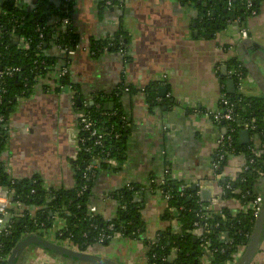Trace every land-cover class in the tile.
I'll return each instance as SVG.
<instances>
[{
    "label": "crops",
    "instance_id": "0c3cea01",
    "mask_svg": "<svg viewBox=\"0 0 264 264\" xmlns=\"http://www.w3.org/2000/svg\"><path fill=\"white\" fill-rule=\"evenodd\" d=\"M104 1L75 0L70 18L79 36V49L70 55L52 46L51 55L55 70L67 68L82 105L93 103L99 92L109 95L122 85L138 91L156 84V94L158 88L166 89L165 98L158 97L165 104L152 109L141 92L122 94L119 106L129 117L125 161L115 172L109 168L99 170L93 188V202L103 219L115 215L117 203L110 198L111 193L127 184L145 189L137 198L145 225L142 237L152 239L170 225L175 228L176 223L162 221L168 204L159 193L161 188H151V181L162 186L160 182L166 183L165 178L170 177L187 184L210 174L216 142L225 129L204 114L220 110L221 94L227 93L225 83L231 80L223 68L229 69L233 60L239 62L251 78L241 94L264 99V0L255 15L237 24L226 22L212 32L202 22L201 10L179 0H108L110 5L103 7ZM59 2L50 0L49 4L54 8ZM17 3L26 13L38 5L36 0ZM213 15L224 19V12ZM56 21L49 20L51 24ZM119 28L126 32L125 53L107 51L93 58L88 51L90 41L105 39ZM242 28L248 34L245 50L240 45ZM256 70L260 85L250 73ZM40 84L28 97L18 100L9 115L3 160L13 179L36 175L45 188L70 189L74 185L72 165L77 152L79 111L72 105L70 89L59 90L52 80H41ZM227 94L240 95L236 89L234 94ZM117 107L114 105L113 110ZM243 165L242 156L230 157L225 175L238 174ZM256 193L264 197V178L256 185ZM52 231L43 238L53 241ZM143 242L121 238L92 253L108 255L123 264H143ZM261 246L259 252L263 251ZM25 254L26 264L44 256L33 248ZM254 264H263V259Z\"/></svg>",
    "mask_w": 264,
    "mask_h": 264
},
{
    "label": "trees",
    "instance_id": "16d2710c",
    "mask_svg": "<svg viewBox=\"0 0 264 264\" xmlns=\"http://www.w3.org/2000/svg\"><path fill=\"white\" fill-rule=\"evenodd\" d=\"M49 1L36 0L38 4L36 9L29 13H26L20 5L18 6L22 9L15 7L14 0L0 2V70L6 67L20 68V74L11 78L0 79V89L2 90V93L0 92V118L2 119L0 121V185L9 191L12 202H23L29 211L35 209L33 215H28V209L25 210L26 214L24 217L14 220L10 234L0 238V258H7L12 249L25 237L36 235L39 238H43L46 236L49 231L53 230L56 216L64 222L63 235L60 238L57 235L56 239L67 241L83 252L97 245L96 238L98 234L107 228L106 221L99 213L92 217L86 211V204L93 201V188L96 179V177L94 179L84 177V167L92 162V158L88 155L82 152L76 154V159L72 165L74 185L70 189L65 187L45 188L40 178L36 175L31 178L13 179L7 172L6 164L3 160L8 141L7 124L9 115L14 111L18 100L28 97L40 84L35 79L36 76H40L42 80L49 82L52 80L51 74L56 71L55 58L51 55L52 46L65 50L71 49L79 43V36L75 33L72 25L63 27L58 22V20L66 16L71 17L75 0L68 4L67 11L64 10L60 3L58 7L53 8ZM179 1L183 5L194 6L201 10L202 22L209 27L211 32L216 27L220 29L221 26L226 24L228 19H244L246 16H250V11L246 9L244 0ZM261 1L251 0V11L257 13L258 5ZM228 2H231V9L227 7ZM197 3H201L202 6L197 5ZM203 5L205 6L203 7ZM203 10H205L204 13ZM223 11H225L223 21L220 20V17L213 15ZM51 18L57 20L55 24L49 22ZM38 27L44 29V41L42 44H40L41 41L36 31ZM20 38L24 39L26 45L18 43ZM39 44L43 47L47 45L46 48L44 47V51L37 50ZM121 49H127V41L126 32L120 28L116 29L112 35L105 39L90 41V50L94 53L93 58L107 51L116 52ZM41 61L44 62L43 65H39ZM238 63L233 60L228 64V68ZM221 80L224 81L223 78ZM43 86L46 87L45 85ZM60 86L69 87L73 92V107L79 112H89L97 123L98 131L106 134L103 148L110 152V158L117 162L118 167L123 164L126 156L127 126L121 121V117L125 114L121 111V106H119L124 88L128 89V94L130 95L141 92L146 105L150 109L161 106L166 102L158 99L156 94L158 86L156 84L149 85L138 91L133 87H124L122 85L113 90L111 98L108 97V94L99 92L92 99L94 105L90 106L87 101L86 107H77L76 101L81 99V97L78 87L70 79L69 74L61 79ZM229 99L234 105L235 120L232 126L238 130L239 124L253 119L256 125L253 133L259 135L260 140L264 143V99L246 97L242 94L230 95ZM110 100L118 107L117 110H114L116 112L115 116L106 118L101 115V112L103 105ZM95 104H99L101 108H95ZM115 134L118 135L117 139L114 137ZM236 137L237 135L235 134V150L244 154L248 159L247 147L240 145ZM93 155L99 156L97 149L94 150ZM230 157L229 155L225 156L218 169L219 173L224 171V167ZM118 167L111 168L102 161L99 170L109 168L111 169L110 171L115 172ZM258 173H262V176L259 177ZM262 178H264V151L259 159L249 165L247 171L237 175L236 180L230 185L232 193L228 192L227 197H223V200L240 199L246 202L247 200L242 198L245 193H248L250 199L254 198L258 195L256 193V185ZM165 180L166 183L162 186L157 185L158 183L155 182L151 185V188L157 189L158 186L171 197L168 206L176 208L178 211L177 215L173 216L168 211H165L162 215V221L168 224L175 221L176 227L172 228V225H170L157 233L156 241L147 250L148 258L152 254H156L157 259L154 261L156 264H200L202 249L199 242L188 233L196 222H199L201 226L204 224L208 225L207 230L210 232L208 240L211 246L209 264H225L239 248L246 246L249 240L246 235L250 236L255 228V220L250 215L237 214L233 216L228 208L224 206L221 209L222 215H214L212 212L204 210L206 203L201 206L197 203L198 199L195 197V193L191 191V188L186 191V195H190V198H187L181 196L178 190L179 185L182 184L181 181L170 180V177H166ZM229 180L228 178H225L224 181L221 180L220 185L224 186ZM83 187H86V189L80 197H77V193ZM137 191L134 186L132 191L122 188L109 195L120 199L111 222L114 225V231L120 232L124 238L144 241L145 245L147 239L142 237L145 225L141 214V204L136 198ZM121 204L125 205L124 210L121 209V206L119 207ZM179 208H182V210L179 211ZM197 215H203V218H199ZM216 225L218 226L216 227ZM173 249H176L175 253H173ZM25 255L27 257V254ZM49 257L51 260H57L51 255ZM163 258L165 261L162 260ZM25 261L21 260L17 264H26ZM152 263L153 261H147L145 264ZM0 264H6V262L1 261Z\"/></svg>",
    "mask_w": 264,
    "mask_h": 264
},
{
    "label": "built area",
    "instance_id": "2783aa9c",
    "mask_svg": "<svg viewBox=\"0 0 264 264\" xmlns=\"http://www.w3.org/2000/svg\"><path fill=\"white\" fill-rule=\"evenodd\" d=\"M5 0H0V2H3ZM60 4H62V7L64 8L65 11H67L68 4H71L74 0H60ZM202 1V0H200ZM245 2V7L247 10L250 11V16L255 15L254 11H251L252 8V3L251 0H244ZM59 4V5H60ZM110 5V2L104 1L103 7H107ZM14 6L19 7L17 0H14ZM228 9L232 8L231 2H228L227 4ZM22 9V8H21ZM243 19L240 18H235V19H228L227 23H241ZM58 22L63 26L67 27L71 25V18L70 17H64ZM37 33H38V38L41 41L40 44L43 43L44 41V29L42 27L37 28ZM240 34V41L247 39L248 34L246 29L242 28L239 31ZM12 37V35H11ZM18 43L20 45L24 44L26 45V42L24 41L23 38H20L18 40ZM28 44V41H27ZM37 46V50H42L44 51V47L41 45ZM79 49V44L75 45L71 49H65V52L67 54L73 55L74 52ZM89 54L93 57L94 53L91 52L89 49ZM119 53L124 54L125 50L121 49L119 50ZM44 62L41 61L39 62V65H43ZM228 78H230L233 81L234 88L241 94L243 87L247 81H251V78L246 74L245 69L243 66L238 63L235 66L230 67L226 71ZM20 74V68L19 67H6L5 69L0 70V79L4 78H11L14 75ZM69 72L67 68L63 67L59 70L54 71L51 74V79L54 82V85H57L59 87V90H63L64 87L60 86V81L61 79L65 76L68 75ZM35 79L37 81H41L42 78L40 76H36ZM69 89V87H68ZM137 90V89H136ZM0 92L2 93V90L0 89ZM123 92L128 93V89L124 88ZM112 94H109L108 97L111 98ZM116 96V95H115ZM230 95H228L225 91L221 94L220 98V110L215 112V113H205L204 116H206L208 119L212 121V123L219 125L222 124L223 128L225 129V132L219 136V139L217 140V151L215 153V158L211 162V168H210V174L207 176V178L202 179V180H194L190 183L187 184H180L179 185V192L181 196H185L187 198H190V195H186V191L193 186L196 188L195 197L198 199L197 203L200 204V206L204 203L200 201V192L199 190L208 188L211 191V196L210 200L208 203L205 204L204 210L212 212L214 215H222L221 214V209L224 206L225 208H228V210L231 212V214L237 215H250L256 222L257 218L260 215L261 208L263 205L262 198L257 195L254 198L250 199L248 193H245V195L242 196V198L245 201L239 200H223V197H227V193L231 192V183L236 180L237 175L239 173H243L248 170L249 165L254 163L255 160L259 159L261 157L262 152L264 151V143L260 140L259 135L253 133L255 130V121L253 119L244 122L242 124H239V128L232 126L233 121L235 120L234 116V105L229 99ZM160 99V98H159ZM74 104V101H72V105ZM94 105V104H92ZM87 104L84 103V105L81 104L80 107H86ZM91 106V105H90ZM95 108L100 109L101 106L99 104H95ZM101 115L110 118L112 116L116 115V112L113 111H105L102 110ZM0 121L2 119L0 118ZM121 121L124 125L128 126L129 125V117L127 115H123L121 117ZM264 122V118H263ZM240 130H246L249 133V143L243 146L247 147V151L249 153L248 159L246 156L238 151L235 150L234 148V139H235V134L237 135V140L239 142V137L238 133ZM106 134L101 133L97 129V123L96 121L91 117L89 112H79L78 118H77V133L75 135V143H76V149L77 152L76 154L82 152L86 155H88L90 158H92V162L90 164H87L84 167V177H88L90 179H94L97 177V173L99 171L100 164L102 161H104L108 166L111 168L118 167V164L115 160L110 158V152L106 149L103 148V143L105 141ZM115 139L118 138V135L115 134ZM98 150V155L99 156H94L93 152L94 150ZM236 154V155H234ZM226 155H229L231 157L234 156H242L244 158V165L242 166L240 172L234 176H227L225 175V172H218V169L220 168V164L224 161V158ZM99 157V158H96ZM101 157V158H100ZM122 166V165H121ZM119 166V167H121ZM118 167V168H119ZM258 176L261 177L262 173H258ZM225 178L230 179L228 182L224 184V186L220 185L221 180L224 181ZM157 181L152 180L151 185ZM158 183V182H157ZM162 185L165 183L161 181ZM123 188H125L127 191H132L134 189L133 185H125ZM86 189V187L81 188V190L77 193V197H80L82 195V192ZM122 189V188H121ZM136 193V198H138V195L140 193H143L145 189H137ZM151 191V190H150ZM149 191V192H150ZM159 193L163 196L164 201L168 204L170 201V196L167 195L165 192H163L161 189L159 190ZM232 193V192H231ZM112 201L116 203H120L119 198L115 197H110ZM121 209H125V205L121 204ZM25 204L21 201H14L12 202L10 200V193L7 189L2 187L0 185V238L1 237H6L10 234L12 225L14 223L15 219L21 218L25 216V210H27ZM13 210L11 213L10 211ZM179 211L182 210V208L178 209ZM27 214L31 215L32 210L29 211L27 210ZM86 211L88 215L94 216L98 214V209L94 202H89L86 204ZM167 211L169 214L176 216L177 215V209L171 206L167 205ZM33 215V214H32ZM199 218H203V215H197ZM107 223V228L105 231H102L101 233L98 234L96 238V244L97 245H104V243H111L114 242L118 239L124 238L120 232L114 231V225L112 224L111 220L112 219H104ZM43 227V225H41ZM207 224H204L201 226L199 222L194 223L193 228L188 231L190 235H192L200 245V248L202 249V256L200 257V264H209L210 263V256H211V246H210V241L208 240V235L210 232L207 230ZM218 225H216L217 227ZM64 228V222L62 221L61 218L55 217V226L53 227L52 235L51 238L54 242L58 243L60 246L65 247L67 249H71L73 251L77 252H83L78 250L74 245H71L67 241H61L60 239H56L57 235L60 238L62 234V230ZM107 231V232H106ZM134 235V233H133ZM156 234L154 238L152 239H147L145 243L146 247V253L147 250L151 248L153 243L156 241L157 238ZM251 236V235H250ZM249 235H246L247 238H250ZM245 246L239 248V250L233 254L232 258L228 260L225 264H236L237 260L242 254V251ZM176 252V249H173V253ZM145 253L144 255V262L143 264L147 263V261H153L152 264H156L154 261L157 259L156 254H152L149 258L147 257V254ZM264 253V249H263ZM9 257V256H8ZM7 258H0V262L5 261L7 263ZM151 259V260H150ZM165 261V259H162ZM28 264H64L60 261L57 260H51V258L48 255L42 256L41 258L35 259ZM263 264H264V258H263Z\"/></svg>",
    "mask_w": 264,
    "mask_h": 264
},
{
    "label": "water",
    "instance_id": "95a60500",
    "mask_svg": "<svg viewBox=\"0 0 264 264\" xmlns=\"http://www.w3.org/2000/svg\"><path fill=\"white\" fill-rule=\"evenodd\" d=\"M197 5H201V3H197ZM205 6V5H203ZM193 7V6H192ZM205 10H203V13ZM225 13V11H223ZM224 20V19H223ZM50 37V35H48ZM242 40L240 45L245 50L246 41ZM45 48L47 45L44 46ZM245 52V51H244ZM264 57V56H263ZM245 62V61H244ZM243 63V62H242ZM245 64V63H243ZM247 65V66H246ZM245 66L250 69L248 63ZM224 71L227 70L226 67L223 68ZM260 72V71H258ZM251 76L255 79L256 83L260 85V81L258 82L257 70L251 72ZM261 73V72H260ZM225 72L223 73V76ZM227 93L234 94L235 88L233 85L232 80H228L225 83ZM166 96V89L165 88H158L157 90V97L164 99ZM77 106H81V101L77 100ZM92 102H89V105H92ZM113 103H107L104 105L105 111H113ZM222 125V124H221ZM239 137V144L246 145L249 143L248 137L249 133L246 130H240L238 133ZM191 191L195 192L196 188L193 186ZM200 192V201L202 203H208L211 196V191L208 188L199 190ZM262 198V197H261ZM263 205L261 208V212L259 217L255 222V228L251 233V236L248 240V243L244 247L241 256L237 260L236 264H251L252 260L254 259L255 255L259 253L260 246L264 241V197L262 198ZM107 243H104L106 246ZM40 250L45 255L53 256V258L57 259L58 261L64 264H123L122 262L117 261L116 259L104 255H98L88 252H77L71 249H67L65 247L60 246L58 243L51 241L46 238H39L36 235H30L25 237L21 242H19L11 251L6 264H17L18 260L22 258L23 252L26 253L30 249ZM27 250V251H26Z\"/></svg>",
    "mask_w": 264,
    "mask_h": 264
},
{
    "label": "rangeland",
    "instance_id": "374dc122",
    "mask_svg": "<svg viewBox=\"0 0 264 264\" xmlns=\"http://www.w3.org/2000/svg\"><path fill=\"white\" fill-rule=\"evenodd\" d=\"M244 93L246 94V92H244ZM111 243H112V242H111ZM111 243H108L106 246H104L105 249H106L107 247H109V245H110ZM102 246H103V245H95V246H93V247L88 248V249H87V252H88V253H92V252H94L95 250L100 249ZM140 247H141V245H140ZM261 248H262V250H263V248H264V243H263V247L261 246ZM263 258H264V253H263V251H260L259 253H257V254L255 255V260L252 262V264H254V263H256V262H259V261L262 260Z\"/></svg>",
    "mask_w": 264,
    "mask_h": 264
},
{
    "label": "flooded vegetation",
    "instance_id": "af4514ba",
    "mask_svg": "<svg viewBox=\"0 0 264 264\" xmlns=\"http://www.w3.org/2000/svg\"><path fill=\"white\" fill-rule=\"evenodd\" d=\"M77 102V101H76ZM27 251V250H26ZM85 252V251H84ZM23 256H22V258H20L19 260H18V262H20L21 260L23 261V260H26V255H25V253L23 252V254H22Z\"/></svg>",
    "mask_w": 264,
    "mask_h": 264
}]
</instances>
